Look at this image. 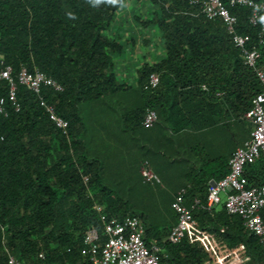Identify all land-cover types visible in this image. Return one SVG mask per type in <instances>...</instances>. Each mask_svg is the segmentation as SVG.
<instances>
[{
    "label": "trees",
    "instance_id": "16d2710c",
    "mask_svg": "<svg viewBox=\"0 0 264 264\" xmlns=\"http://www.w3.org/2000/svg\"><path fill=\"white\" fill-rule=\"evenodd\" d=\"M128 1L0 0V69L10 66L13 78L22 68L38 69L60 84L62 92L43 88L40 96L68 123L64 135L23 86H17L18 111L5 103L0 264H7L8 254L23 264H90L83 238L95 229L106 239L100 214L137 217L146 242L164 251L160 264H213L199 242L167 240L177 222L171 204L180 189L186 190L188 207L199 201L193 217L218 244L226 264H264L259 240L246 232L240 216L228 214L224 204L205 208L209 181L228 174L232 153L249 138L242 117L261 91L254 71L244 65L220 20H206L189 0H148L156 8L148 18L134 15V20L143 29L156 27L165 55L141 63L135 85L120 82L115 60L124 46L107 32ZM228 9L236 34L248 36V48L258 49L257 67L263 69L264 44L258 28L248 23L249 10ZM151 74L158 75L159 85L145 90ZM7 92L1 82L0 98L6 100ZM147 110L158 118L149 129L142 126ZM233 129L243 136L228 147L220 140L234 138ZM181 139L186 145L179 149ZM173 142L179 153L163 150ZM144 161L171 187L160 190L165 204H156L158 189L142 182ZM171 166L184 168L183 182H169ZM242 178L246 189L264 186V154L246 164ZM260 216L264 223V210Z\"/></svg>",
    "mask_w": 264,
    "mask_h": 264
},
{
    "label": "built area",
    "instance_id": "2783aa9c",
    "mask_svg": "<svg viewBox=\"0 0 264 264\" xmlns=\"http://www.w3.org/2000/svg\"><path fill=\"white\" fill-rule=\"evenodd\" d=\"M189 5L198 7L202 16L208 20H220L227 33L231 36L233 45L242 53L243 63L252 69L261 85V91L252 100V106L242 119L252 124L249 138L242 146L237 147L232 153L229 161V172L221 180L211 182L206 196L207 210L224 204L225 210L230 215H238L243 221L246 232L259 240L264 251V223L260 212L264 210V186L245 188L242 178L246 164L257 160L264 154V68L257 67L260 53L257 48H248L250 39L248 36L236 34V19L231 15L229 7H242L249 10L248 23L258 28L259 43L264 44V2L254 0H189ZM10 66L0 69V83L5 82L8 86L7 98H0V116H6V101L16 111L19 105L16 100L17 86H23L38 97L39 106L47 114L49 120L64 135L67 134L68 123L59 117L54 108L40 96L43 88H49L56 92H62L63 87L53 79L47 77L38 69L28 71L20 69L16 78L12 76ZM159 85V77L151 74L144 87L145 90L154 89ZM157 115L153 110H147L142 126L152 128L157 123ZM142 182L147 185H160L159 177L153 172L147 161L142 162L139 170ZM185 189H180L171 204L176 215L177 222L168 234L167 240L171 244H178L188 238L191 242H199L203 245L213 264H226V256L211 235L198 228L193 217L192 210L199 204L195 200L189 207L185 204ZM221 195L225 197L221 201ZM101 212L100 207H96ZM102 223V234L105 240L101 241V234L90 229L86 231L83 243L87 246V255L90 264H160V255L163 249L155 242L147 243L145 240V229L137 217L127 216L121 220L107 218L100 214ZM222 231V230H221ZM7 264H23L15 257L8 254Z\"/></svg>",
    "mask_w": 264,
    "mask_h": 264
},
{
    "label": "crops",
    "instance_id": "0c3cea01",
    "mask_svg": "<svg viewBox=\"0 0 264 264\" xmlns=\"http://www.w3.org/2000/svg\"><path fill=\"white\" fill-rule=\"evenodd\" d=\"M141 1H143V3L146 2L145 6H147L148 0H129L126 3V5H124L119 10V12L117 13V15L114 19L113 24L111 25L110 29L107 32L108 36L119 40L124 46L123 53L121 55H119L118 57H116V60H115V68H116V64H117V66H119V68L122 69V72H121L120 76L117 74L116 75H117V78L120 82L127 83L128 85H131V86L135 85V82H136V70L138 67L136 68L135 66L137 65V61H136L137 57H138V59L141 58L140 53H139V56H137L135 58V56H134L135 53L133 52L134 50L137 49L139 42L141 41L140 44L147 46L146 48L149 49V52H148L149 57L152 56V58H154V56H156L158 53V48L156 45H152L153 42H151L150 37H148L147 35H144V33H142L141 31H137L134 33L132 31V29L124 28L125 24H129L130 26H132L133 25L132 22L135 21L134 16L132 15V13L130 12V9H128V8H131V4H133L135 2L141 3ZM148 3H150V2H148ZM138 8H140V7H138ZM147 15H148V13H147ZM159 42L162 43V45H163L164 55H165V47H164V43L161 39V36H160ZM126 55H128L129 57L126 58ZM157 61H159V60H152L150 62H143V63H154ZM245 122L250 126V131H251L252 124L248 121H245ZM181 135L182 134L177 135L176 137L180 138ZM214 141L215 140L212 139L213 143H214ZM178 143H179V149L181 146L183 147L186 145L185 140H183V139L178 140ZM179 149H178V144L176 142H173L172 144H165L163 146V150H165L166 152H169V153L172 152L173 154L179 153ZM183 169H184L183 167L178 166V167H175L173 169V172L170 170L169 172L171 174L169 173L166 176L167 179L169 178L168 179L169 182H171L173 184H179V183L183 182V179H184V175H183L184 170ZM213 181L214 180L211 179L208 184H210Z\"/></svg>",
    "mask_w": 264,
    "mask_h": 264
},
{
    "label": "rangeland",
    "instance_id": "374dc122",
    "mask_svg": "<svg viewBox=\"0 0 264 264\" xmlns=\"http://www.w3.org/2000/svg\"><path fill=\"white\" fill-rule=\"evenodd\" d=\"M139 2H135V3L131 4V8H128V9H130V12L132 13L133 16L137 15L140 18H148L151 15L150 12H152L156 7H154V5L148 3L149 1H147V6H145L146 2H144V3H143V1H141V3H139ZM138 7H140V8H138ZM147 13H148V15H147ZM132 23H133L132 26H130L129 24H125L124 28L132 29V31L134 33L137 31H141L142 33H144V35H147L148 37H150L151 42H153L152 45H156L158 48L157 55L154 56V58H152V56L149 57V54H148L149 49L146 48L147 46L140 44V42H141L140 41L137 49L133 51L135 53V55H134L135 58L137 56H139V53H140V57H141L140 59H138V57H137V60H136L137 65L135 67L136 68L139 67L141 65V63H143V62H150L152 60H160L164 56V48H163L162 43L159 42L160 41V35H159V32L156 29V27L150 26L147 29L146 28L143 29L140 27V25L137 23V21H134ZM128 57L129 56L126 55V58H128ZM121 72H122V69H120L119 66H117V64H116L115 73L120 76ZM232 131L234 133L233 134L234 138H232V136L230 135L228 139L223 137L220 140V142H224L225 145H227L228 147L229 146L230 147L235 146V144L238 141H241L242 136H243L241 129H233ZM171 168H172V172H173V169L175 168V166H171ZM149 186H151V185H149ZM151 187L154 188L153 190L158 189L157 192L154 191L155 193L153 196V198L157 202L156 204H158L159 206L162 204V202L165 204V198H164L165 194H163L160 190L170 192L171 187H166L163 182H161L160 185H155V186H151ZM224 200H225V197L223 195H221L222 203L224 202Z\"/></svg>",
    "mask_w": 264,
    "mask_h": 264
},
{
    "label": "clouds",
    "instance_id": "9594fccd",
    "mask_svg": "<svg viewBox=\"0 0 264 264\" xmlns=\"http://www.w3.org/2000/svg\"><path fill=\"white\" fill-rule=\"evenodd\" d=\"M96 2L98 3V2H99V0H96ZM110 2H112V3H115V2H116V0H110Z\"/></svg>",
    "mask_w": 264,
    "mask_h": 264
}]
</instances>
